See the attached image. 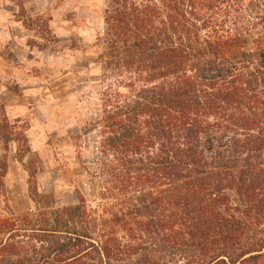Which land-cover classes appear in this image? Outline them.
<instances>
[{"label":"trees","instance_id":"1","mask_svg":"<svg viewBox=\"0 0 264 264\" xmlns=\"http://www.w3.org/2000/svg\"><path fill=\"white\" fill-rule=\"evenodd\" d=\"M105 5L111 83L92 121L106 215L81 194L58 205L31 174L33 208L0 219V264H264V4Z\"/></svg>","mask_w":264,"mask_h":264},{"label":"rangeland","instance_id":"2","mask_svg":"<svg viewBox=\"0 0 264 264\" xmlns=\"http://www.w3.org/2000/svg\"><path fill=\"white\" fill-rule=\"evenodd\" d=\"M11 2L18 22L27 28L23 22L33 21L29 46L36 66L30 111L8 120L17 146L0 150V169L6 165L0 219L33 208L31 174L40 193L54 196L58 205H76L81 194L106 215L108 203L93 178L100 158V129L93 121L100 115L101 92L111 83L105 79V47L98 43L104 35L105 0H49V10L37 17H29L25 3L23 11L17 0ZM9 81L17 89L16 81Z\"/></svg>","mask_w":264,"mask_h":264},{"label":"crops","instance_id":"3","mask_svg":"<svg viewBox=\"0 0 264 264\" xmlns=\"http://www.w3.org/2000/svg\"><path fill=\"white\" fill-rule=\"evenodd\" d=\"M29 17L46 14L50 8L49 0H24ZM11 0H0V107H4L9 121L18 120L28 114L34 86L35 62L29 46L31 31L18 22L16 11L9 10ZM10 72L14 74H10ZM16 81L17 89H12L9 80ZM16 145L11 141L9 146ZM0 140V150L2 148Z\"/></svg>","mask_w":264,"mask_h":264}]
</instances>
